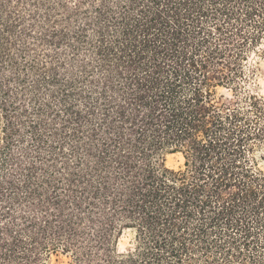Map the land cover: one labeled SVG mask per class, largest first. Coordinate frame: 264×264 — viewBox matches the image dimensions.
Returning a JSON list of instances; mask_svg holds the SVG:
<instances>
[{"label":"trees","instance_id":"obj_1","mask_svg":"<svg viewBox=\"0 0 264 264\" xmlns=\"http://www.w3.org/2000/svg\"><path fill=\"white\" fill-rule=\"evenodd\" d=\"M263 47L264 0H0V264H264Z\"/></svg>","mask_w":264,"mask_h":264},{"label":"rangeland","instance_id":"obj_2","mask_svg":"<svg viewBox=\"0 0 264 264\" xmlns=\"http://www.w3.org/2000/svg\"><path fill=\"white\" fill-rule=\"evenodd\" d=\"M263 49V50H262ZM261 50V54H252L248 63H247V70H252L256 72V75L252 77V81L249 84L247 91L249 90L250 93L257 94L264 99V96H261L260 93L262 91L261 85L259 83L260 80H264V47ZM219 95L224 96V100H230L232 98V92L227 89H219ZM264 156V150L262 153H258L257 156L260 158ZM260 166L264 164V161L260 158ZM184 159L181 155H170L168 158V165L173 168H179L183 166ZM132 236L128 235L123 239V245H128L131 241ZM60 264H63L62 261Z\"/></svg>","mask_w":264,"mask_h":264},{"label":"clouds","instance_id":"obj_3","mask_svg":"<svg viewBox=\"0 0 264 264\" xmlns=\"http://www.w3.org/2000/svg\"><path fill=\"white\" fill-rule=\"evenodd\" d=\"M260 85H261V88H262V91L260 93L261 96H264V80H260L259 81ZM261 170H264V164H261Z\"/></svg>","mask_w":264,"mask_h":264}]
</instances>
